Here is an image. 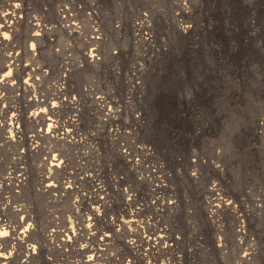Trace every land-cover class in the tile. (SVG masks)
<instances>
[{
	"label": "rangeland",
	"instance_id": "374dc122",
	"mask_svg": "<svg viewBox=\"0 0 264 264\" xmlns=\"http://www.w3.org/2000/svg\"><path fill=\"white\" fill-rule=\"evenodd\" d=\"M6 2L0 22L10 5L23 12L0 44V64L9 54L16 59L15 86L1 91L0 204L25 206L37 247L25 257L15 245L8 264H75L80 245L93 252L101 234L110 242L97 264H264V0H187L188 13L184 0ZM177 19L190 27L180 31ZM26 21L49 29L34 40ZM142 22L144 31L135 27ZM94 31L99 62L88 65L82 58ZM35 112L42 119L29 120ZM48 118L56 121L51 134L69 130L78 142L37 136ZM54 159L62 161L56 172L48 168ZM20 172L21 188L3 182ZM64 181L82 187L59 204L42 193L49 183L57 186L52 194L62 193ZM93 182L105 185L104 205L92 199ZM74 200L83 202L78 215ZM139 223L154 248L138 237ZM53 226L70 232L72 249L48 246ZM158 235L171 236L174 250L163 252ZM11 249L3 245L0 256Z\"/></svg>",
	"mask_w": 264,
	"mask_h": 264
},
{
	"label": "bare ground",
	"instance_id": "6f19581e",
	"mask_svg": "<svg viewBox=\"0 0 264 264\" xmlns=\"http://www.w3.org/2000/svg\"><path fill=\"white\" fill-rule=\"evenodd\" d=\"M1 3H3V2H1ZM6 3H8V0H7ZM11 4H12V2H11ZM15 4L12 5V6L11 5L10 6L7 5L8 7H11L12 9L10 8L11 11H8V12L6 11V13L4 11V13L6 14V18H4V16H3V19H1L2 21L0 23L3 24L2 26H0V39L2 40V41H0V44L1 45H5L6 44L4 42V40H6V39H4V37L7 36V33H5V32L8 31L9 33H11L12 30L10 31L9 29L11 27H13L15 24H17L18 22L21 23L22 16L19 15L20 12H21V9H20V7H18L17 3H15ZM2 6H0L1 7V10L0 11H2ZM8 7L6 9H8ZM3 10H5V9H3ZM63 13H66V12H63ZM59 18H61V17H59ZM26 23L27 24H30V26H32L35 29V31H33V35H32V38L34 40H37V38L40 35V32H43V30H48L49 29L45 25L42 26L39 23H32V25H31V22H27L26 21ZM142 24H143V22L141 24L138 23V24L135 25V27L138 28V29H140L141 31H144L145 29H144V26ZM71 26L73 28H75V26L73 24H71ZM94 34H95V36L91 38L92 39V47L89 49V51L87 53L83 54V58L82 59H83V63L84 64H88V65H93L94 64L95 65V64H97L99 62V57L97 55L98 52H97L95 46H93V45H96L97 46L98 41H99V37H98L97 31H94ZM144 36H148V37H144L143 38V33L140 32L139 38L141 40H143V41L144 40H149V34L146 33V34H144ZM32 51L34 52V50H32ZM4 58L5 59H3L4 60L3 63L0 64V101L3 98V96H1V91L2 90H5L7 88H9V89L11 88L12 89L15 86V85H12V82L13 81H12V79H10L11 78V76H10L11 69L10 68L13 67V70L16 68V64H15L16 59L14 58V56H12V54H9L7 57H4ZM1 61H2V58H1ZM81 66L82 65H80V67ZM68 68H69V66L67 64H64L63 66H61V71L63 72V75L69 73V69ZM6 70H7V72L4 73V71H6ZM14 73H15L16 78L18 79L19 78L18 77L19 76L18 72H14ZM33 101L34 102H38V100H36L34 98H33ZM96 102L100 103L99 100H97ZM101 102L104 103L103 101H101ZM35 104H37V103H35ZM100 105L101 104H99V106ZM1 114L4 115L3 110H2V113ZM10 114H11V112H10ZM31 114L29 113V115H28V119L29 120H32V118L34 119L35 116H36V114H37V112H35L34 115H31ZM2 115H1V119L4 121V118H3ZM16 116L17 115H14V114H11L9 116V121H10V124L9 125L10 126H12L14 124H17V122H16L17 121ZM41 116L44 117V115H41ZM39 117L40 116H38V114H37V117L36 118L39 119ZM25 120H27V119H25ZM29 120H28V122L30 124V121ZM44 121H46V120H44ZM47 122L49 124L47 123V127H46L47 129L45 128L46 129L45 132H44V129L43 130H39V134L37 133L38 131L36 132V135L37 136H40V137L41 136L42 137L43 136H46L45 138L49 139L50 141L52 139H57V140H60V141H62L63 143H65L67 145L70 144V143H72V142H78V140L75 141V139H74L75 138L73 136L74 133L71 134L69 130H63L62 129L63 132H61V133H57V134H54V135L51 134L52 132L54 133V129H55V127L52 125V123L55 124L56 121L54 122V121H52L51 119L48 118L47 119ZM69 122H70L71 125L74 124V120H69ZM31 123H33V122H31ZM3 126L4 125H0V129L1 130H2V127ZM16 130H17L16 131V135H14V137H16L18 135V127H16ZM36 135L35 136H31V138L29 140V142L31 143L29 145V146H31V150H34L37 147V142L34 141V140L37 139L36 138L37 137ZM12 141H14V139ZM72 144H75V143H72ZM48 150H50V149H48ZM119 153L124 154L121 151H119ZM47 154L49 155V153H47ZM53 162H57V159H54ZM61 166H62V161L61 160H58L57 163H49V167L48 168H50V169H52V170H54L56 172V169H58V168L61 170V168H60ZM49 172L51 173L52 171H49ZM23 175L24 174L20 172V173H18L16 175H12L11 177H5L3 179V182L4 181H9L10 182L9 183V186L11 188H14V189L21 188L22 185H23V183L25 182V178L23 177ZM104 186L100 182H95V183L93 182V184L91 185V193H90L91 195H93L92 196V199H95L97 203H101L103 205L106 202H105V197H104V201H103V196L102 195H107L105 193L106 189H105ZM81 187H82L81 184L71 185L70 182L64 181V182H62L59 185L60 191L62 193L57 192L56 194H52V191H54L57 188V186H54L52 183H49V184L45 185L44 186L45 189L41 186V189L43 190L42 193H46L50 199L51 198L54 199V201H56V203L59 204L62 200H64L66 198V195H69V192H71L70 191L71 188H75L77 191H79V189ZM123 192H124L125 195H127V188H124L123 189ZM16 193H18L17 190H16ZM75 200L73 201V203L75 202ZM75 203H76V208H73L72 207L70 210L75 215H78L79 210H80L79 203H83V202L82 201H80V202L78 201V203L77 202H75ZM72 204H71V206H72ZM11 205H8V204H0V229H6L8 231V233H9V235L7 237H0V251L2 250V246L3 245L4 246L9 245L11 247H13V245L14 246L15 245H19V246H21V248H23L25 250V253H26L25 257H28V255H30V254L34 256L35 253H36V251H35V253H33L27 247L29 244L35 245V243L29 242V240H28L29 235H34V233H35V227H33V225L28 222V221L31 222L32 217L28 214V212H26L24 210V207L25 206L23 204H20V201H15L13 207ZM173 205L174 204L170 203L169 206H166V207L160 206V208H165V210H161L162 211V215H163V212H166V211L171 210ZM156 206L157 205L154 206V209L156 211L160 212V210L157 209ZM139 211H141V209H138L135 213H138ZM93 212H96L95 214H93V216L95 218L99 217V213L96 210H93ZM8 213H10V214L8 215ZM10 215H11V217H10ZM160 216H161V214H160ZM11 218L12 219H15L17 221L19 220V223L18 222L17 223L14 222V224L11 223L10 222L11 221ZM24 222H26V223L22 227V225H23ZM137 227L139 229L137 235H139L138 237L141 239V241H143V242L145 241L146 242V245L149 246L150 249L154 248L155 246L152 247V245H154L153 242L155 241V239H152L147 234H145L144 227L142 226V223H139V225H137ZM19 228H21V229H19ZM73 232L74 231H71V234H73ZM160 232L166 233V229L163 228V230H160ZM156 233H157V229L154 231V234H156ZM21 234L24 235L23 242H21V240L17 239V237L19 235H21ZM84 235L86 237L95 238L97 236V233L96 232L92 233L91 231H86L84 233ZM57 236H60L61 239H57ZM76 236H73V238L75 239ZM45 239H46L49 247L55 248V247H59L60 246L58 248V250H63V248H71L72 249L74 247V245L72 243V240H71L72 238L70 237V232L68 230L66 232L59 231L57 226H53L52 228L48 229L45 232ZM157 239H158V244H161V243L164 244L165 251H163V252L173 251L174 250L173 246H171V245H169L167 243L168 241L171 240V236L168 235V236L162 237L161 235H158L157 236ZM130 241L132 243H129V241H127L126 244L128 246H130L132 249H135L137 247L135 245V241H133V239L132 240L130 239ZM58 242H59V244H58ZM109 242H110V236L109 235L101 234L100 235V238L98 239V242L96 243L97 249H95L92 252V250L91 249H88V247H85V248L84 247H81V249L77 252V254L79 256H82V260L80 262H75V264H97L98 262H101L103 260L104 252H106L105 247H107V245L109 244ZM35 247H36V245H35ZM36 250H37V247H36ZM141 250H144V249H141ZM139 254L141 256L140 257L141 262L144 263L143 259H145V255H143L141 252H139ZM8 259H9L8 258V255L5 256V258L2 257V256H0V262H2L0 264H8ZM246 260H248V259L246 258L244 261H246ZM3 261H5V262H3ZM23 262H25V260ZM23 262H22V264H23ZM127 262H128V264H131L130 263V260L127 261ZM145 264H147V263L145 262Z\"/></svg>",
	"mask_w": 264,
	"mask_h": 264
},
{
	"label": "clouds",
	"instance_id": "9594fccd",
	"mask_svg": "<svg viewBox=\"0 0 264 264\" xmlns=\"http://www.w3.org/2000/svg\"><path fill=\"white\" fill-rule=\"evenodd\" d=\"M182 7H183V10L188 13L190 12V9L188 7V4H187V0H184V3L182 4ZM176 15L178 16L179 13H176ZM176 25H177V28L180 30V31H185L187 29V27H190L189 25H185L182 21L180 20H176ZM4 39H9L8 36H5ZM73 208H76V203L74 202L73 205H72ZM14 230V229H13ZM241 231H243V229H241ZM9 235L8 231L6 229H0V237H7ZM73 235L75 236L76 233L73 232ZM17 239L21 240V242H23V239H24V235L21 234L17 237ZM129 243H132L131 241H129ZM242 243V241H241ZM33 253H35L36 251V247L35 245H32V244H29L27 246ZM80 247H88V244L85 242L83 244L80 245ZM253 246L250 244L249 247H248V250H246L245 254L246 255H251V252L253 251ZM13 252H15V246L13 245L11 251L8 252V257H10ZM90 258V257H89Z\"/></svg>",
	"mask_w": 264,
	"mask_h": 264
}]
</instances>
